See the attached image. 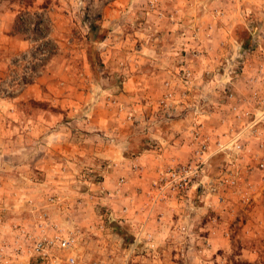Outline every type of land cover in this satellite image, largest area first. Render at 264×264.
I'll return each mask as SVG.
<instances>
[{
    "label": "rangeland",
    "instance_id": "374dc122",
    "mask_svg": "<svg viewBox=\"0 0 264 264\" xmlns=\"http://www.w3.org/2000/svg\"><path fill=\"white\" fill-rule=\"evenodd\" d=\"M0 4L14 13L13 26L18 16L9 31L18 40L0 48V264H57L20 246L27 235L69 231L76 247L53 254H71L73 264H264V171L254 159L264 152L247 131V152L210 157L202 179L221 174L218 193L200 197L191 185L186 218L181 206L151 205L157 169L141 187V206L121 191L138 194L132 180L142 174L124 159L169 129L154 122L166 115L156 102L181 67L192 72L191 98L204 100L207 133L229 149L232 114L221 88L228 82L246 95L249 71L264 64V0ZM231 170L240 172L234 185ZM165 209L170 234L153 233L154 252L131 249L134 226L145 220L150 229Z\"/></svg>",
    "mask_w": 264,
    "mask_h": 264
},
{
    "label": "built area",
    "instance_id": "2783aa9c",
    "mask_svg": "<svg viewBox=\"0 0 264 264\" xmlns=\"http://www.w3.org/2000/svg\"><path fill=\"white\" fill-rule=\"evenodd\" d=\"M241 71L240 68V73ZM178 73L176 83H172L170 79H165L162 82L163 92L156 104L166 114L163 116V120L178 114L186 121L189 151L184 159L171 160L157 172L150 183L147 195L151 205L173 204V207L178 205L175 209L183 207L180 210L183 211L182 216L186 218L194 210L190 206L188 197L191 185L197 188L200 197L205 194L216 195L218 193L223 178L221 174H217L210 180L202 179L203 168L211 156L216 152L227 150L247 152L248 149H245L241 141L243 131H247L255 137L258 152H264V64L260 63L249 71L245 84L246 95L232 90L228 82L222 85L223 98L230 102L229 112L232 114V123L224 133L229 135V149L224 146L225 143L221 142L220 135H215L212 141V135L210 136L205 129L202 120L206 113L203 108L204 100H194L190 94L191 70L181 67ZM241 121L244 122L241 125L242 128L238 126L234 128ZM254 159L256 168L264 171V156L259 157L256 153ZM135 167L136 165L132 166L133 169ZM229 176L230 183L233 185L241 180L238 170H231ZM123 181L120 178L117 185H121ZM123 210L126 211V208L124 207ZM159 216L161 217V214ZM178 228L184 230L185 227L179 226ZM76 233L77 231H69L62 235L55 232L52 235L38 237L27 235L23 239L20 251L28 257L36 256L42 260L57 262V264H73L74 258L71 254L67 255L64 260H59L58 256L53 254V250L71 252L76 247ZM138 244L150 252H154L157 248L153 232L147 228L145 220L134 226L133 242L130 248L134 249Z\"/></svg>",
    "mask_w": 264,
    "mask_h": 264
},
{
    "label": "crops",
    "instance_id": "0c3cea01",
    "mask_svg": "<svg viewBox=\"0 0 264 264\" xmlns=\"http://www.w3.org/2000/svg\"><path fill=\"white\" fill-rule=\"evenodd\" d=\"M13 16L14 13L10 9H6L3 5L0 4V48L5 47L3 42L8 43L11 41L10 39L18 40L16 35L9 33L13 26ZM234 26V25H231ZM9 38V39H7ZM21 44V43H20ZM154 122H157V127L161 129L164 127L169 128L165 131H158L150 134V138H154V145H150L149 147H141L135 154L134 158L124 159V163L129 166L136 165L134 168L135 171H139L142 175L141 178H135L132 180V184L140 186L136 187L139 190L138 194H135V191H130V187L127 185L126 188L121 189L124 191V200L127 202L129 200H133L134 205L141 206L139 201V193H142L141 187H144L149 178L154 174V171H160V169L174 159H184L189 151V146L187 145V131H186V121L182 118L175 119L170 118L167 120L163 119H155ZM164 122L165 124H162ZM176 130L180 133H176ZM141 189V190H140ZM126 190V191H125ZM129 190V191H128ZM122 193V192H121ZM136 195V197H134ZM142 198V197H140ZM178 205H174L170 211L175 212ZM141 209L138 211L140 212ZM169 213L167 209L163 210L162 216L158 219L157 222H154L153 226L150 227V231H152L155 235L158 236V239L164 237L166 234H170V230H172L173 222L169 223L170 219H168ZM147 226V225H146Z\"/></svg>",
    "mask_w": 264,
    "mask_h": 264
},
{
    "label": "trees",
    "instance_id": "16d2710c",
    "mask_svg": "<svg viewBox=\"0 0 264 264\" xmlns=\"http://www.w3.org/2000/svg\"><path fill=\"white\" fill-rule=\"evenodd\" d=\"M16 22H18V16H16V18H15L13 29H16V26H15ZM244 44L245 45L248 44V39L245 40ZM243 264H247V263H243Z\"/></svg>",
    "mask_w": 264,
    "mask_h": 264
}]
</instances>
